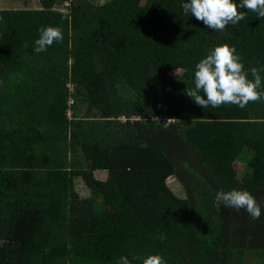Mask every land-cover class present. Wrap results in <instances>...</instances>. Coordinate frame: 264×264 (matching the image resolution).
Returning a JSON list of instances; mask_svg holds the SVG:
<instances>
[{
	"label": "trees",
	"instance_id": "1",
	"mask_svg": "<svg viewBox=\"0 0 264 264\" xmlns=\"http://www.w3.org/2000/svg\"><path fill=\"white\" fill-rule=\"evenodd\" d=\"M184 2L0 10V264H264V102L203 109L185 93L221 44L264 68V19L240 9L244 20L213 31ZM46 26L63 41L36 53ZM233 188L254 194L259 219L214 206Z\"/></svg>",
	"mask_w": 264,
	"mask_h": 264
},
{
	"label": "clouds",
	"instance_id": "2",
	"mask_svg": "<svg viewBox=\"0 0 264 264\" xmlns=\"http://www.w3.org/2000/svg\"><path fill=\"white\" fill-rule=\"evenodd\" d=\"M182 9L185 15L191 14L213 31H224L229 24L236 25L244 20L247 13L240 9L250 10L258 18L264 19V0H240L239 3L236 0H187L182 3ZM38 31L39 38L35 40L34 49L36 53L45 52L54 42L63 41L61 26L41 27ZM261 72H264V68L246 69L234 45L221 44L210 50L195 65L194 87H186L185 93L203 109L225 104L243 109L250 101L264 102V78ZM67 111L71 114L67 117H73L70 108ZM222 205L237 212L243 209L253 220L262 215L260 203L248 190L233 188L229 191H217L214 206L219 209ZM158 238L165 239L163 235ZM134 261H141L142 264H167L162 254H150L146 257L133 255L131 260L127 256H121L117 264H133Z\"/></svg>",
	"mask_w": 264,
	"mask_h": 264
},
{
	"label": "rangeland",
	"instance_id": "3",
	"mask_svg": "<svg viewBox=\"0 0 264 264\" xmlns=\"http://www.w3.org/2000/svg\"><path fill=\"white\" fill-rule=\"evenodd\" d=\"M90 1H92L93 4H104L105 2H108L111 0H90ZM26 2L22 0H1L0 10L2 8L17 9L18 6H20L21 9H39L40 7L38 4L40 0H26ZM67 8H68V2L60 3V5H56L54 7L55 11H58V12H60L61 10L65 12ZM182 74H183L182 70H175L171 72V76L175 79H179ZM241 168H242V165H239L238 169H241ZM104 178H105V175H101V176L99 175L97 179L102 180ZM168 185L175 194H178L181 197H183V191L181 190L180 184L178 183L176 178H170L168 180ZM77 192L79 193L80 196H85L87 194L82 185L81 187L78 188Z\"/></svg>",
	"mask_w": 264,
	"mask_h": 264
},
{
	"label": "built area",
	"instance_id": "4",
	"mask_svg": "<svg viewBox=\"0 0 264 264\" xmlns=\"http://www.w3.org/2000/svg\"><path fill=\"white\" fill-rule=\"evenodd\" d=\"M73 91H74V89L70 87V88H69V92H70V93H73ZM73 103H74V100H73L72 97H70V98H69V101H68V105H69V106H72ZM67 116H70V111H67ZM151 122H162V123H164V124H166V125H168V124L171 123V121L166 120V119H162V118H159V117H155Z\"/></svg>",
	"mask_w": 264,
	"mask_h": 264
},
{
	"label": "crops",
	"instance_id": "5",
	"mask_svg": "<svg viewBox=\"0 0 264 264\" xmlns=\"http://www.w3.org/2000/svg\"><path fill=\"white\" fill-rule=\"evenodd\" d=\"M26 3H28V2H26ZM99 5H101V4H99ZM55 6H56V5H55ZM2 9H4V8H2ZM14 9H15V8H14ZM66 11H67V10H66ZM66 11H65V12H66ZM60 12H64V11L61 10Z\"/></svg>",
	"mask_w": 264,
	"mask_h": 264
}]
</instances>
